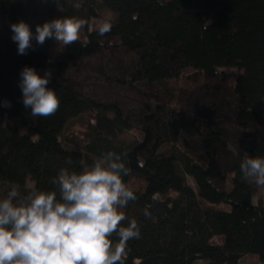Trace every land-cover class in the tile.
<instances>
[{
    "label": "trees",
    "instance_id": "16d2710c",
    "mask_svg": "<svg viewBox=\"0 0 264 264\" xmlns=\"http://www.w3.org/2000/svg\"><path fill=\"white\" fill-rule=\"evenodd\" d=\"M105 11L111 31H89ZM64 17L86 21V42L52 56L51 39H33L18 54L11 24L23 20L35 33ZM26 66L51 72L60 106L24 132ZM230 67L241 71L233 85L220 70ZM263 98L264 0H0V199L13 185L22 196L35 189L59 199L52 181L61 169L81 172V161L94 163L89 154L112 151L129 169L125 184L140 183L121 209V226L135 219L141 233L127 242L124 264H241L248 255L264 264V206L252 204L257 185L240 170L245 154L264 157ZM91 112L86 154L65 148L67 122ZM133 128L141 140L125 139ZM215 235L222 244L210 242Z\"/></svg>",
    "mask_w": 264,
    "mask_h": 264
},
{
    "label": "clouds",
    "instance_id": "9594fccd",
    "mask_svg": "<svg viewBox=\"0 0 264 264\" xmlns=\"http://www.w3.org/2000/svg\"><path fill=\"white\" fill-rule=\"evenodd\" d=\"M85 25L81 18H57L36 25L33 33L21 20L10 25L11 39L17 44L18 54L26 55L33 48V39L41 46L47 39L72 45L80 39ZM111 27L108 21L99 24L98 35L104 36ZM20 77L23 105L31 109V115H54L60 99L54 89L47 87L51 72L46 70L40 76L26 66ZM227 147L234 156L239 155L233 145ZM66 163L71 165L73 160L68 158ZM80 164L83 171L63 168L53 179L59 199L56 191L35 189L22 196L17 185L0 199V264H124L127 242L141 235L135 219L121 226L126 219L121 209L136 199L123 180L129 169L112 151L91 166L83 161ZM240 170L245 180L264 186V157L245 154ZM113 234L118 237L115 244Z\"/></svg>",
    "mask_w": 264,
    "mask_h": 264
},
{
    "label": "rangeland",
    "instance_id": "374dc122",
    "mask_svg": "<svg viewBox=\"0 0 264 264\" xmlns=\"http://www.w3.org/2000/svg\"><path fill=\"white\" fill-rule=\"evenodd\" d=\"M112 19V14L108 11H105V13L100 17V18H92L89 23V31H94L97 30L98 25L108 21L111 22ZM80 39L83 42H86L87 38L85 37L84 33H81ZM64 48L63 44H58L54 39H51L50 42V55L52 56H58L62 53ZM220 70H225L227 73V81L230 85H233L237 76L241 73V71L236 68V67H230V68H220ZM192 70H188L186 74H191ZM10 103L7 100H2V105L4 107H9ZM261 107L264 111V98L262 99L261 102ZM24 125H20V120L19 119H6V122L9 124H14V125H20L22 131H26L28 126L32 124L34 117L31 115V110L26 111L24 114ZM94 124V113H88V114H83L79 115L77 117H74L70 119L64 130L61 133V139L63 141V145L65 148L70 149V150H76L82 153L86 154L85 151V145L89 141L88 136H87V129L88 127ZM142 132L139 131L138 129H131L124 133V137L127 141H139L142 138ZM39 134H36L34 138H37ZM170 146H164L163 149H169ZM94 161L97 159L101 158L97 155L94 154H89ZM182 172L181 170H179ZM185 177L186 182L193 188L196 189L195 182L193 178L189 175L183 174ZM27 185L29 187H33V183L28 181ZM140 183L138 182H132L130 186H128L131 190V188L138 187ZM142 188L144 186H141ZM251 201L252 204L257 205L259 202L264 206V186H258L257 185V190L255 193L252 194L251 196ZM223 237L220 235H215L211 238L210 242L213 244H222ZM248 263H254V264H259L256 260L255 257L253 256H245L241 259V264H248Z\"/></svg>",
    "mask_w": 264,
    "mask_h": 264
}]
</instances>
